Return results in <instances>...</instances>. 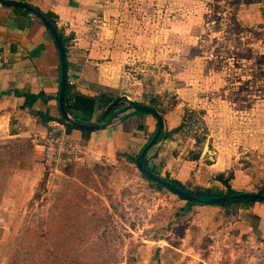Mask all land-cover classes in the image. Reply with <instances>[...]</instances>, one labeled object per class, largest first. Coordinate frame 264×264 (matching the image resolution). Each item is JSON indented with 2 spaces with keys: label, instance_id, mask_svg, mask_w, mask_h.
Wrapping results in <instances>:
<instances>
[{
  "label": "rangeland",
  "instance_id": "1",
  "mask_svg": "<svg viewBox=\"0 0 264 264\" xmlns=\"http://www.w3.org/2000/svg\"><path fill=\"white\" fill-rule=\"evenodd\" d=\"M156 1L144 4L141 0H121L116 4L112 0L109 8L106 0L99 3L105 12L116 8L123 18L125 13L136 18L144 12L148 18L137 16L131 26L127 20L131 36L119 31V47L104 48L111 52L118 71L128 78L130 97L138 93L141 104L148 106L152 104V92L160 97L166 106L167 129L179 122L174 126L177 128L185 119L179 136L183 149L192 146L194 150V141L205 135L200 163L192 164V177L184 186L220 193L224 191L222 186L212 185L217 172L231 171L234 177L235 169H245L253 180L257 170L263 176L264 1ZM158 10L168 19L161 20ZM95 13L93 27L105 21L110 28L112 23L103 19L104 14ZM176 13L179 16L173 20ZM121 23L126 26L124 20ZM175 109L178 115L169 122L167 116ZM31 124L25 122L27 128ZM15 125L16 120L11 123L12 129ZM3 141L0 204L8 208H0V264H11L19 244L35 246L39 234L46 229L53 231L52 212L70 211L67 204L56 207L55 197L70 191L67 187L73 181L86 191L88 202L82 203L74 221L81 226V238L60 246L68 259L75 255L85 264H125L132 250L134 264H264L263 243L247 234L239 237L229 227L215 226L216 213L203 208H196L188 221L175 224L158 240H149L148 229L162 225L173 207H188L189 203L164 187L151 186L133 163H82L68 165L57 173L47 163V147L42 158L33 159L17 154L15 146L20 141L9 137ZM205 144L209 153L203 151ZM188 156L190 152L184 157ZM34 163H39V178ZM158 168L160 176L169 177L165 166ZM43 178L45 189L29 206ZM208 182L209 187L204 186ZM132 183L140 184L141 189L126 190ZM72 190L67 198L75 199L78 191ZM53 241L52 237L48 239V245Z\"/></svg>",
  "mask_w": 264,
  "mask_h": 264
},
{
  "label": "crops",
  "instance_id": "2",
  "mask_svg": "<svg viewBox=\"0 0 264 264\" xmlns=\"http://www.w3.org/2000/svg\"><path fill=\"white\" fill-rule=\"evenodd\" d=\"M21 1L43 13L54 14L58 32L66 38L72 36L66 44L67 75L76 80L73 87L75 96H85L96 100V106L90 116L91 123L97 121L104 110L103 103H107L109 99L126 96L135 102L143 103L138 99V93L134 97H130V89L127 87L128 78L123 77L122 73L118 71L116 63L111 60L113 57L111 52L104 48L119 47L116 41L119 31L126 36H131L132 31L129 25H132L131 21L138 15L133 18V14L125 13V18H123L122 13L115 11L116 8L105 12L103 5L99 4L105 0ZM113 1L116 4L118 1L121 2V0ZM141 1L144 4H149V0ZM166 1L168 0H157L156 2L158 4ZM180 1L174 0L173 2L178 4ZM106 2L109 4L107 6L109 8L112 0H106ZM125 2L127 3V1ZM99 5H102L101 9H99ZM96 11L98 13L101 11L104 14L103 19L112 23L110 28L105 21L98 22L93 27ZM158 11L160 12L158 17L161 20L168 19L162 10ZM144 14L146 12L141 13L140 18L148 19L144 17ZM178 16L179 13H176L172 19L176 20ZM123 20L125 24L127 20H130V24L123 26L121 23ZM158 29L164 31L160 27ZM174 29L176 30L175 26ZM126 36L123 37L126 38ZM59 80V53L52 35L43 22L24 9L0 3V148L6 146L3 141L5 137L15 138L16 141L25 139L29 141L32 148L29 152L23 153L19 152L15 146L17 154H20L19 156L30 155L33 159L42 158L46 152V139L50 130L48 121L61 118L58 109ZM128 85L130 84L128 83ZM30 94H41L43 98H37L30 109L23 108L24 95ZM33 110L40 111L45 117H48V120L44 124L39 123L33 115ZM126 113H130L129 116L111 120L106 124L101 122L99 129L87 134H83L78 129H72L68 133L71 142L81 147L87 164L105 165L122 162L123 156H135L145 146L156 129V118L149 113L138 115L133 113L132 109ZM177 113L178 111L175 109L171 114L172 117L170 114L167 116L169 122L170 118L178 115ZM165 118L163 114V132L169 131L179 124L178 122L167 129ZM15 120L16 125L12 129L11 123ZM27 120L33 122L29 128L25 126ZM139 124L142 128L138 127ZM179 136L180 132L161 138L148 149L145 156L149 167L158 171V167L165 166L163 170L170 173L168 174L171 179L178 180L185 185L192 177V164L200 163L201 155L197 160L185 158L184 156L192 150V146L189 147V150L183 149ZM169 148H171L170 151ZM183 153L186 154L183 155ZM2 156L4 157V154ZM164 158L167 165L164 164ZM38 164H33L37 178L42 174ZM199 169L203 170L201 166ZM214 177L215 175L212 185L222 186L225 191V187ZM228 183L231 189L237 192L255 191L253 180L250 179L245 169H235L234 177ZM209 185L210 182L204 186L209 187ZM9 193L7 192V195ZM3 195H6V190ZM0 208L4 210L8 207L1 203ZM198 208L215 212L213 223L215 226L222 225L219 207L199 206ZM224 226L232 229L239 237L247 234L264 244V203L253 202L247 207L235 206L231 218Z\"/></svg>",
  "mask_w": 264,
  "mask_h": 264
},
{
  "label": "trees",
  "instance_id": "3",
  "mask_svg": "<svg viewBox=\"0 0 264 264\" xmlns=\"http://www.w3.org/2000/svg\"><path fill=\"white\" fill-rule=\"evenodd\" d=\"M259 1L260 0H254V2H259ZM19 9H22V8H19ZM44 14L57 30L56 21H55L56 16L52 13H44ZM262 14H264V10H262ZM58 35L61 39L64 52H65V59H66V52H67L66 44L72 38V36H68L66 38L60 32H58ZM67 68L68 67H67V61H66V71H67ZM67 78H68V75L66 77L65 88H64V102H65L66 111L69 113V115L74 120L87 123V124L91 123L90 116L96 106V100L90 97H85V96H75L74 93H71L68 88ZM152 88H154V86H152ZM151 94L152 95L150 99H151L152 104L150 107L157 109L161 113V115H163L164 111H166V106L164 105V103L161 102L160 97H156L153 92ZM39 97L43 98V95L41 94L24 95V102H23L22 107L30 109L33 106L34 101ZM112 100L113 99H109L107 103L106 102L103 103V108H105L109 104V102H111ZM129 109H132V108L129 106L128 102L125 99H122L116 106L113 107L112 110L109 111V113L101 120V122H104L106 124V123H109L111 120L125 118L129 116L130 114V113H126V111H128ZM132 111L133 113H136L138 115L145 114L143 112H139L134 109H132ZM33 115L37 118V121L39 123L44 124L48 120V117H45L40 111L33 110ZM100 116L98 117V119L100 118ZM60 120L64 122L62 118H60ZM184 124H185V119L182 120V123L177 128H173L169 131L166 130L165 132H162L158 136L155 143H157L159 140H161V138L165 136L167 137L174 133L181 132L180 130ZM140 125L141 124H139L138 127L142 128ZM65 127H66L67 133H69L72 129H78L83 134H87L90 132L89 130L79 129L67 123H65ZM154 133L155 131L153 132L149 140L152 138ZM204 136L205 135L203 134L202 136L198 137L194 141L195 149L194 150L192 149L193 151L192 150L189 151L190 156L187 157L188 159L197 160L199 158V156L201 155L200 147H202L205 142ZM31 148L32 147L29 141L25 139H21L19 144L17 145V150L23 153L29 152ZM139 153L136 154L135 156L125 155L123 156V158L124 160L130 163H133L134 167L137 169L135 161ZM140 163L147 170L151 171L157 176H160L158 171L148 166L146 156L140 160ZM138 172L145 181L150 183L151 186L163 188L162 185L151 180L144 173L140 172L139 170ZM253 177H254L253 185L255 188L254 192L264 195V175L263 176L260 175L259 172L255 170ZM162 178L170 182L172 185L176 186L177 188L185 191L187 194L193 197H196L197 199H201V200L209 199L214 196L233 195L236 193H240V192H237L231 189L228 183V181L233 178V172L231 171L227 173L219 172L218 174L215 175L214 179L220 182L225 187V191L220 192V193L212 192L210 189L190 190V189H187L178 180L171 179L168 176L162 177ZM141 187L142 186L138 183H132L126 187V190L136 191L138 189H141ZM67 188H69L70 191L65 192L66 193L65 195L63 194L57 195L55 197L54 205L58 207V205L67 204V206L70 208V209L69 208L67 209L70 211H66V210L65 211L55 210V212L53 211L52 219L54 220L53 223L55 227L53 231H50L51 229H46V232L43 235L41 234V236H39L40 235L39 234L36 238L37 244L35 246L33 245V243L19 244V247L15 249L13 258L11 259V264H85L82 260L80 263L78 261V258L75 255H73V258L68 259V257H65L66 255L62 251H60L61 247L68 246V243H67L68 241L78 242V239L81 238V235L83 234V232H81V226H77L74 223V221H75V218L79 217L78 211L81 209L80 206L82 205V203L88 202L86 191L84 189H81V187L77 183L73 181L68 184ZM72 188L77 189L78 191V193L76 194V190H75V196H76L75 199L67 198L74 191L72 190ZM148 188H144V189H148ZM41 189H45V178H43L42 182L39 184L38 190L33 194L32 198L30 199L29 206L31 205L33 206L34 203L40 199ZM124 192L125 191H122V193ZM175 195L178 198L188 202L189 203L188 207H173L172 212L167 215L162 225H157L147 230L148 232L147 236L149 240L156 241L158 240L160 236L164 235L167 231L171 230V228L175 224L188 221L191 218L192 214L195 212L196 208H198L199 206L219 207L221 209L220 214H221L222 226H224V224H226L227 221L231 218L232 210L235 206L241 205V206L247 207L253 202L264 203V201H260V200L242 198V199H234V200L226 201L223 203L204 204V203H200L196 201L186 200L177 194ZM41 225L43 226L45 224H41ZM51 237L54 239V241L48 245V239H50ZM71 246L73 247L74 245H71ZM96 264H108V263L106 261H103L102 263H96ZM125 264H134V254L132 250L130 251L128 258L125 261Z\"/></svg>",
  "mask_w": 264,
  "mask_h": 264
},
{
  "label": "water",
  "instance_id": "4",
  "mask_svg": "<svg viewBox=\"0 0 264 264\" xmlns=\"http://www.w3.org/2000/svg\"><path fill=\"white\" fill-rule=\"evenodd\" d=\"M0 3L5 5V6H9V7H19V8L25 9L26 11L32 13L33 15H35L37 18H39L43 22V24L45 25V27L47 28L49 33L52 35V37L55 41L58 53H59V60H60L58 109L60 112V116L64 120L65 123L70 124V125H72L76 128H79V129H85V130H89V131L97 130L100 128L101 120L109 113V111L112 110L113 107L116 106L122 99H125L132 109L139 111V112H143V113H149V114L153 115L157 121V127H156L154 135L145 144V146L141 149V151H140V153H139V155L135 161L137 169L140 172L144 173L148 178H150L151 180L155 181L156 183L162 185L163 187H165L166 189H168L172 193L180 195L181 197H183L186 200L196 201V202H200V203H204V204L223 203L226 201H230V200H234V199H242V198H249V199L264 201V195H261V194L256 193V192H240V193H236L233 195L214 196V197H211L209 199H204V200L197 199L196 197H193V196L187 194L185 191L177 188L176 186L172 185L170 182L166 181L162 177L157 176L156 174L152 173L151 171H149L145 167H143L142 164L140 163V160L145 157L148 149L155 144V141L157 140L158 136L164 130L163 119H162L161 113L157 109L152 108L148 105L135 102L132 99L127 98L126 96L116 97L111 102H109V104L104 108L100 118L97 119V121L95 123L87 124V123H83V122H79L77 120H74L69 115V113L66 111V108H65L64 88H65V82H66V77H67L66 59H65L64 48H63L61 39L58 35L56 28L53 26V24L45 16V14L43 12H41L37 8L25 3L24 1H21V0H0ZM203 151L209 153V149H208L207 144H205Z\"/></svg>",
  "mask_w": 264,
  "mask_h": 264
},
{
  "label": "built area",
  "instance_id": "5",
  "mask_svg": "<svg viewBox=\"0 0 264 264\" xmlns=\"http://www.w3.org/2000/svg\"><path fill=\"white\" fill-rule=\"evenodd\" d=\"M68 88L71 93L76 84L72 77L67 78ZM50 128L47 142V163L53 172L60 173L68 165L84 164L85 157L81 147L74 145L69 139L65 123L59 120H49Z\"/></svg>",
  "mask_w": 264,
  "mask_h": 264
}]
</instances>
